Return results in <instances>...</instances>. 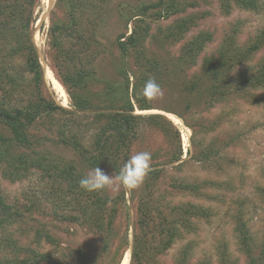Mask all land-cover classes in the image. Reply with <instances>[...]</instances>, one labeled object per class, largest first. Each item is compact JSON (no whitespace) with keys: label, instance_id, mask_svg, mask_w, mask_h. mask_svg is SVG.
<instances>
[{"label":"rangeland","instance_id":"1","mask_svg":"<svg viewBox=\"0 0 264 264\" xmlns=\"http://www.w3.org/2000/svg\"><path fill=\"white\" fill-rule=\"evenodd\" d=\"M76 1L78 25L62 34L60 47L54 48L51 45L50 28L59 23H68V3L58 4L57 0H43L34 15L36 18L32 26V41L43 68V95L48 97L49 92L56 104L69 113L59 111L44 115L42 120L30 127L32 144L23 148L22 152L29 153L35 148L51 158H57L55 160L59 162L58 165H74L88 174L94 169L87 168L85 159L79 157V153L62 146L59 132L65 131L71 140H77L86 149L93 148L98 134L95 116L105 112L96 110L100 106L96 99L98 93L105 92L112 82L123 83L118 72L123 67L115 41L122 33L127 36L132 33L136 18L129 21V17L134 16L141 6L157 0ZM187 2L195 4V7L166 20L151 21L148 49L162 61L165 60L171 69H176V60L187 43L202 33L210 34L212 39L206 42L197 64L192 69H188L186 73H177L173 77L167 75L169 86L163 90V96L148 101L154 110L139 111L136 107L135 112L144 114L141 116L160 114L170 120L174 127L167 134L149 122H140L130 156L138 151L152 154L149 173L161 171L163 174L157 180L159 187L155 195V198L162 200L161 203L171 206L182 203L204 206L210 211L209 219H192V228H182L181 238L169 249L158 254L156 258L152 251H146L141 261L132 263L130 259L129 264H220L218 248L223 244L228 245L229 252L239 260V264H245V257L238 252L241 235L236 230L238 218L244 220L246 228L243 232L253 239L256 247L261 248L264 243V89H249L242 92L240 98L214 104H209L206 100L207 105L203 104L205 91H201L199 99H191L180 89L186 78L191 79L194 74L199 73L203 58L217 53L227 36L234 35L238 46L246 48L264 34V0H258L256 11L235 7L230 14L222 12L221 0ZM186 18L196 25L191 27L184 39L163 42L168 34V27ZM62 47L64 54L71 57L63 73L77 71L86 75L85 85L76 92L82 98L91 100V110H77L67 89L59 82L62 74L56 65L61 60L62 53H59ZM263 63L264 47L248 62L237 67L232 76L238 79L241 75L244 77L245 74H255L263 68ZM4 65L14 68L27 86L25 90L19 91L20 88L0 85V102L3 101L8 110L35 104L33 95L36 88L29 82L33 75L25 70L23 60L13 58ZM124 68L129 72L132 81V61H128ZM14 70L11 69L12 73ZM48 70L61 84L63 96L53 88ZM211 96L213 97L212 93ZM190 102L192 106L189 107ZM106 103L103 102L102 107ZM174 112L184 114L188 122L196 126L198 132L195 136ZM177 131L180 133L182 161L170 163V153L177 148L173 140ZM208 146L212 148L210 160L203 154ZM100 169L117 176L111 168ZM13 170L18 173L9 180L4 177L0 166V194L11 206V212H19L12 224L0 227V264H19L20 260L34 264L41 255L49 256L59 264H80V251L88 256L91 264L98 263V254L104 243L102 233L95 235L84 225L68 220L79 215L78 212L65 210L63 198L55 199L53 193H49L52 182L45 177L42 169L27 166L20 172L18 169ZM148 174L135 190H125L118 185V181H114L107 188L111 198L124 196L125 202L118 205L120 215L113 225V228L120 229V233L127 221L130 235L132 226L135 233L136 193L142 189ZM175 180L198 184L200 187L183 194L176 187L171 189V181ZM206 182L214 185L204 186ZM112 206L110 204L109 208ZM1 220L2 217L0 222ZM47 236H51L55 242H50ZM157 246L151 245L154 249Z\"/></svg>","mask_w":264,"mask_h":264},{"label":"trees","instance_id":"2","mask_svg":"<svg viewBox=\"0 0 264 264\" xmlns=\"http://www.w3.org/2000/svg\"><path fill=\"white\" fill-rule=\"evenodd\" d=\"M42 1L0 0V63H2L0 64V85L7 84L11 88H20L19 91L25 90L26 81L23 84L18 72L14 68L4 65L14 58L23 60V67L33 75L29 82L36 88L33 95L36 103L30 104L26 108L8 110L4 102H0V166L4 177L9 180L18 173L13 169H18L19 172L27 166L28 168L42 169L45 177L52 182L49 193H53L52 196L55 199L63 198L62 204L65 210L70 209L69 212H78L79 215L72 216L68 220L84 225L95 235L102 233L104 236V243L101 246L102 250L98 254V263L96 264H121L130 244V225L127 221L121 233L120 229L113 228V225L120 215L118 205L125 202L124 196L119 195L111 198L107 189L99 192H87L79 186V180L87 173L78 170L74 165L65 163L58 165L59 162L55 160L57 158H51V156L37 151L35 148L29 153L22 152L23 148L32 144V136L29 134L30 127L42 120L44 115H51L59 111L69 113L56 104L49 92L48 97H46L42 91V87L45 85L43 68L32 41V26L36 18L34 15ZM187 1L157 0L154 3L141 6L134 16L128 18L129 21L136 18L132 33L128 36L126 33H122L115 41L123 67L118 71L122 76L123 83L112 82L105 92L98 93L96 99H98L100 106L96 110L105 112L95 114L98 122V134L93 148L86 149L82 143L71 140L65 131L59 132L62 136L60 139L62 146L79 153V157L85 159L84 163L87 168L108 167L118 174L130 157V149L137 137L140 122H149L150 125L160 128L167 134L174 127L170 120L160 114L141 116L144 114H138L135 110L136 107L139 111L155 109L141 95L148 79L154 78L162 90L166 89L169 86L167 75L173 77L177 73H186L188 69H192L197 64V59L203 52L206 42L212 39L210 34L202 33L187 43L176 60V69H171L165 60L162 61L158 55L148 49L151 21L166 20L195 7V4ZM57 3H68L70 15L68 23H59L50 28L51 45L54 48L61 46V36L65 31L78 25L77 1L57 0ZM220 7L225 14H230L235 7L256 11L258 10V0H221ZM53 17L54 14H52ZM195 25V22L188 18L179 20L168 27V34L165 35L167 40L164 39L163 42L166 43L171 39L173 41L184 39L186 33ZM126 26L128 27V23ZM263 47L264 34L246 48L238 46L234 35L227 36L217 53L203 58L199 73L194 74L191 79L186 78L180 89L186 92L190 98L196 97L198 99L201 91H205V99L202 98L205 105H207L206 100L209 104H214L240 98L242 92L249 89H264V63L262 64L263 68L255 74H245L244 77L241 75L238 77L239 80L232 76V72L237 67L248 62ZM60 49L59 54L62 53V56L60 61L57 59L59 62L56 65L62 70H60L62 75L59 82L67 89L77 110L88 111L93 109L91 100L82 98L76 92L78 89L82 90L85 85L86 75L77 71L75 73H63V70L69 65V58L71 57L64 54L63 47ZM130 60L134 67L131 73L132 81L129 72L124 68ZM11 69L14 70L13 73ZM103 102H107L104 107H102ZM190 106H192L191 102L189 103ZM167 111L172 112L171 110ZM134 112L135 114H133ZM174 114L185 122L186 126L193 131L194 136L197 134L196 126L188 122L187 116L177 112ZM173 140L177 148L170 153L169 161L170 163H178L182 160L183 154L178 131L175 132ZM211 152L210 146L203 151L208 160H210ZM162 175L161 171L150 172L142 189L136 193L138 196L132 263L141 261L146 251H152L153 254H156L154 257L156 258L158 254L169 249L177 239L181 238L180 230L182 228H192V219L205 217L209 219L210 211L204 206L194 203L171 206V204L166 205L161 203V199L155 198L156 190L159 187L157 180ZM203 185L214 184L206 182ZM174 187L178 188L181 193L187 194L200 185L175 180L171 181V189ZM262 195L264 198V191ZM110 204L113 205L111 208H109ZM18 214L19 212H11V206L0 194V217H2L0 227L12 224ZM237 222L236 230L241 234L238 241V252L245 257V264H264V243L261 248L256 247L253 239L243 232L246 228L244 220L238 218ZM105 232L106 235L103 234ZM47 238L50 242H55L51 236H47ZM153 244L158 245L157 248H152L151 245ZM79 255L81 256L80 264H91L84 252L80 251ZM218 259L220 264H239V260L229 252L227 244L219 246ZM41 262L59 264L46 255H41L39 261L34 262V264ZM19 264H28V262L27 260H20Z\"/></svg>","mask_w":264,"mask_h":264},{"label":"clouds","instance_id":"3","mask_svg":"<svg viewBox=\"0 0 264 264\" xmlns=\"http://www.w3.org/2000/svg\"><path fill=\"white\" fill-rule=\"evenodd\" d=\"M141 95L147 101H153L163 96V90L154 78H150L145 82ZM151 159L150 152L138 151L129 157L117 176L114 177L96 167L79 180V186L87 192H99L112 186L114 181H118V185L125 190H135L151 170Z\"/></svg>","mask_w":264,"mask_h":264},{"label":"bare ground","instance_id":"4","mask_svg":"<svg viewBox=\"0 0 264 264\" xmlns=\"http://www.w3.org/2000/svg\"><path fill=\"white\" fill-rule=\"evenodd\" d=\"M48 76L53 82V88L55 89V91H57L58 94L63 96V88H62L61 84L58 82V80H56L55 77H53L52 73L49 70H48ZM130 256H131V252L129 250L126 253V256H125V258H124V260H123V262L121 264H129Z\"/></svg>","mask_w":264,"mask_h":264},{"label":"water","instance_id":"5","mask_svg":"<svg viewBox=\"0 0 264 264\" xmlns=\"http://www.w3.org/2000/svg\"><path fill=\"white\" fill-rule=\"evenodd\" d=\"M133 114H135V112L133 113ZM182 161V160H181ZM180 161V162H181ZM131 235H130V237H131V239H130V244H129V247L127 248V251H126V253L129 251V250H131V257H132V253H133V248H134V246H133V241H134V229H133V226H132V228H131ZM126 253H125V256H126ZM131 257H130V259H131ZM123 260H124V258H123ZM123 260H122V262H123ZM121 262V263H122Z\"/></svg>","mask_w":264,"mask_h":264}]
</instances>
